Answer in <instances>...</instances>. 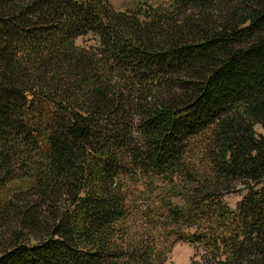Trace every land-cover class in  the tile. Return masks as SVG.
Listing matches in <instances>:
<instances>
[{
	"label": "trees",
	"instance_id": "trees-1",
	"mask_svg": "<svg viewBox=\"0 0 264 264\" xmlns=\"http://www.w3.org/2000/svg\"><path fill=\"white\" fill-rule=\"evenodd\" d=\"M257 125L264 0H0V264H264ZM140 185L179 201L150 240Z\"/></svg>",
	"mask_w": 264,
	"mask_h": 264
},
{
	"label": "rangeland",
	"instance_id": "rangeland-1",
	"mask_svg": "<svg viewBox=\"0 0 264 264\" xmlns=\"http://www.w3.org/2000/svg\"><path fill=\"white\" fill-rule=\"evenodd\" d=\"M111 6L117 11H125L129 8H132L136 3H147L150 5H158L167 0H106ZM78 44L91 46L94 44L93 38L87 36L85 38H79L76 41ZM255 131L258 134H264V131L261 129L259 125L255 126ZM27 185L22 182H15L3 188H0V203H3L7 200L8 197H11L15 192L20 190H25ZM139 191V192H138ZM169 191V190H168ZM156 193L151 194L149 191H144L141 185L133 191L132 198L130 201L132 208L129 210L130 218L126 224H135V229L132 230L134 235L140 236L141 231L142 235L145 236V239L150 240L152 236L158 235L162 232L161 222L165 220L164 211H168L166 203L171 201L174 204H178L179 201L175 196H171L170 193L163 196H155ZM171 196V197H170ZM241 196L232 194L226 198V202L231 209L235 208L236 203L240 200ZM149 215L148 218L150 220H145L144 217ZM164 218V219H163ZM155 225V226H154ZM145 226L149 227L146 229ZM154 226V228H150ZM140 227V230H139ZM147 232V233H146ZM155 232V233H154ZM150 233V235H149ZM151 236V237H150ZM157 244V248L164 247L167 249L168 246H163L167 244H171L172 247L169 248V252L167 254L166 264H191L194 258V249L187 243L184 242H176V238L170 236L166 243H155Z\"/></svg>",
	"mask_w": 264,
	"mask_h": 264
}]
</instances>
